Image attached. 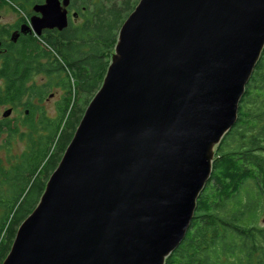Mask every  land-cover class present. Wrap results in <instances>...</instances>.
<instances>
[{"label":"water","instance_id":"95a60500","mask_svg":"<svg viewBox=\"0 0 264 264\" xmlns=\"http://www.w3.org/2000/svg\"><path fill=\"white\" fill-rule=\"evenodd\" d=\"M69 4H34L22 33L64 30ZM263 48L264 0H139L1 264H165Z\"/></svg>","mask_w":264,"mask_h":264},{"label":"trees","instance_id":"16d2710c","mask_svg":"<svg viewBox=\"0 0 264 264\" xmlns=\"http://www.w3.org/2000/svg\"><path fill=\"white\" fill-rule=\"evenodd\" d=\"M85 1L82 0V7L75 12L82 19L80 24L71 22L64 30L47 32L50 34L45 37L64 62L55 59L57 67L54 71L68 73L63 77L73 78L78 83L73 90L81 91L90 82L92 73L102 70V80L118 29L135 7L130 0H124L120 9L107 6L112 0H97V3L88 4ZM123 12H127V16L123 17ZM23 46L17 57L26 60L24 63L29 64L30 72L43 71L40 59L48 58L49 51L39 50L35 40ZM103 51L107 54L106 60L100 54ZM65 89L67 96H71L72 85L69 82ZM73 105L68 111L70 105L65 104L56 122L43 117L35 121L33 111L23 124L28 129L27 133L20 132L19 128L5 133L6 149L15 137H27L32 147L14 165L4 167L0 161V264L9 252L19 225L38 203L49 176L57 167L83 115L81 111L76 116ZM65 115L68 116L64 126L56 135ZM50 129L53 133L44 144L42 139ZM52 148L56 151L53 154ZM262 220L264 48L239 101L236 122L215 148L211 175L196 200V209L186 235L167 257L165 264H264Z\"/></svg>","mask_w":264,"mask_h":264},{"label":"rangeland","instance_id":"374dc122","mask_svg":"<svg viewBox=\"0 0 264 264\" xmlns=\"http://www.w3.org/2000/svg\"><path fill=\"white\" fill-rule=\"evenodd\" d=\"M25 1L26 3L20 2L17 3L14 0H0V4L3 5L0 8V26L1 25H7L9 23H13L14 19H18L19 21H29L28 13L33 12L32 6L34 4H38L43 2L44 0H21ZM124 0H112L107 6L109 8L115 7L116 9H120L123 5ZM131 5L137 4L139 0H130ZM34 2V3H33ZM88 2L97 3V0H86L85 3L88 4ZM82 0H72L71 6H70V13L68 11L69 15V23L74 24H80L82 22L81 17L75 16L72 17V14L77 12L78 8L82 7ZM80 13V12H78ZM127 12H123V17L127 16ZM115 20V19H114ZM110 22L113 21L112 17L109 19ZM119 30V29H118ZM50 33L47 35H41L40 38L36 37L34 35L32 41H36L38 43L39 50L43 51H49L50 54H48V58H41L40 63L44 66V70L37 72L32 77V88L33 91L39 93L40 92V101L37 100V96L32 93V99L33 102L37 103L40 108L37 109L38 114H42L43 117H45L48 121L56 122L59 118V114L61 112V108L65 104H69L68 111L71 109L72 104L74 103L73 111L75 112L76 116H79L81 114V111H84L86 106L88 105L89 101L93 97V95L97 92L99 89L102 80L105 76V73L101 80V74L102 70H99L97 72L92 73L90 82L85 87V91H81L80 89L73 90L75 87L78 86V83L74 81L71 77L64 78V74L68 73L66 72H55L54 69L57 67L55 59H58L61 63H64L63 60L59 57V53L56 48H53L51 45L47 43L45 40V37H48ZM115 45V44H114ZM114 48V47H113ZM101 56L104 57V60L107 59L106 52H100ZM114 52L112 51L110 60L112 58V55ZM109 60V62H110ZM109 64V63H108ZM108 67V65H107ZM106 67V69H107ZM47 69H49V72L47 73ZM106 72V70H105ZM94 77V78H93ZM69 82L70 85H72V95L67 96L66 93V86ZM100 82V84H98ZM53 94V97L51 99L48 98L49 95ZM65 101V102H64ZM57 104L58 107H57ZM37 113L35 112L36 116ZM65 115L63 119L59 123V129L56 132V135L60 133L64 126V122L66 120ZM53 126V124H52ZM20 132L27 133L28 129L24 126L18 127ZM42 134L43 132H40ZM53 133V129L48 130L44 135L42 141L44 144H46V138L50 136ZM55 135V136H56ZM36 136V135H35ZM6 140V136L2 134L0 136V161L1 165L4 167H8L10 165H14L15 163L19 162L21 160V156L24 152H28L29 149L32 147V143L28 142L27 137H24L22 139H19L15 137L13 140H11L10 144L8 145V148L6 149V146L4 145V142ZM54 149V150H53ZM52 154L55 153V148H52ZM214 157V156H213ZM39 169L37 170V172ZM261 224H264V221L262 220Z\"/></svg>","mask_w":264,"mask_h":264},{"label":"flooded vegetation","instance_id":"af4514ba","mask_svg":"<svg viewBox=\"0 0 264 264\" xmlns=\"http://www.w3.org/2000/svg\"><path fill=\"white\" fill-rule=\"evenodd\" d=\"M68 11L71 12L69 9ZM34 16L40 15L29 12V21H19L15 18L13 23L0 26V136L5 135L8 130L24 126L26 118L30 117L33 111L37 113L36 110L40 108L32 99L33 93L38 101L41 100L40 92L34 93L31 85L32 77L37 72H30L29 64L24 63L26 60L17 57L24 48L23 44L33 40L34 34L24 35L22 30L27 32L26 27L31 26V18ZM54 31L58 32L55 29L43 30L42 35ZM14 36H16L15 41L12 40ZM52 97L53 94L48 96L49 99ZM41 117L42 114L37 113L34 120Z\"/></svg>","mask_w":264,"mask_h":264}]
</instances>
